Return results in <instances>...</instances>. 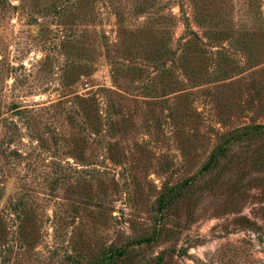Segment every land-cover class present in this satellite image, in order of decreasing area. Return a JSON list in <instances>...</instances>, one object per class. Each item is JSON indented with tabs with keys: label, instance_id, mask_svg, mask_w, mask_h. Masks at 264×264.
Returning a JSON list of instances; mask_svg holds the SVG:
<instances>
[{
	"label": "rangeland",
	"instance_id": "1",
	"mask_svg": "<svg viewBox=\"0 0 264 264\" xmlns=\"http://www.w3.org/2000/svg\"><path fill=\"white\" fill-rule=\"evenodd\" d=\"M0 113V264H264V0H0Z\"/></svg>",
	"mask_w": 264,
	"mask_h": 264
},
{
	"label": "trees",
	"instance_id": "2",
	"mask_svg": "<svg viewBox=\"0 0 264 264\" xmlns=\"http://www.w3.org/2000/svg\"><path fill=\"white\" fill-rule=\"evenodd\" d=\"M116 71V70H115ZM113 69V74L116 73ZM1 114V113H0ZM96 125L101 128V122L97 121ZM101 125V126H100ZM264 128V125H255L251 129H248L246 127H239L237 129L231 130L228 133L223 135V140L221 143L217 145V147L211 152L210 156L208 157L207 162L203 166V170L205 172H208L212 169H215L218 167V165L221 163L222 158L228 154V150L230 149V145L234 141L243 140L246 138H253L256 136H259V134H262L261 129ZM191 180H194V177L191 178ZM186 183H189V181H185ZM184 182V183H185ZM178 184L173 185L167 188L163 194L160 196V207L161 209L168 208L171 206H174L177 201L181 198V196L184 195V192L186 190V184ZM0 191H5L7 188L6 184L4 183L3 188L0 187ZM4 194V193H3ZM154 239L153 237H141L137 239L135 242L136 244H143V243H149L152 242ZM111 255L108 258V264H111L115 258H122L127 250L126 247H115L111 246ZM187 252V251H186Z\"/></svg>",
	"mask_w": 264,
	"mask_h": 264
}]
</instances>
